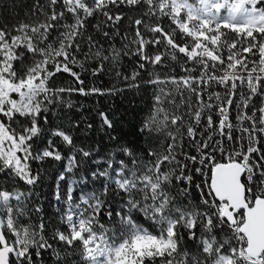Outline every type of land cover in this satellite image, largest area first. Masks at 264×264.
I'll return each mask as SVG.
<instances>
[{
	"label": "snow or ice",
	"instance_id": "6c2138e0",
	"mask_svg": "<svg viewBox=\"0 0 264 264\" xmlns=\"http://www.w3.org/2000/svg\"><path fill=\"white\" fill-rule=\"evenodd\" d=\"M123 57H135L131 74ZM87 60L94 77L111 64L123 86L86 87L74 69ZM143 87L136 140L97 110L113 150L77 145L93 124L63 122L84 107L73 93ZM48 160L66 161L58 181L90 160L100 184L86 190L84 175L62 195L57 183L58 222L32 201L33 164ZM0 179V264H46L45 253L53 264H264V0H32L0 26Z\"/></svg>",
	"mask_w": 264,
	"mask_h": 264
},
{
	"label": "trees",
	"instance_id": "16d2710c",
	"mask_svg": "<svg viewBox=\"0 0 264 264\" xmlns=\"http://www.w3.org/2000/svg\"><path fill=\"white\" fill-rule=\"evenodd\" d=\"M32 3V0H0V26L5 24L11 26L12 24L18 23L20 20L25 19L28 13V9ZM101 19H103L101 17ZM98 21H93L92 23H97ZM129 29L128 21L125 20L122 22L121 31ZM89 34L97 36L98 34L95 30L89 27ZM103 43V40L101 41ZM115 44L117 47L120 46L119 38H116ZM87 51V48L84 49ZM79 59L83 60L84 57L82 54H78ZM135 57H123L119 70L124 74H131L134 68ZM84 69L79 67L74 70L81 73V78L85 81L86 87H91L93 85L102 88H111L114 84L117 86H123L121 80H118L115 76V71L111 64L105 65V72L99 76H93L92 70L97 67V61L87 60L84 62ZM175 67V65H171ZM148 71H151L149 68ZM157 71L167 72L169 69H157ZM176 74H181L179 68H176ZM142 78H147V72H142ZM60 82L67 85H72L78 87L72 82V77L67 74H63L60 78ZM151 93L152 88L143 87L139 92L136 90H129L123 94L116 96H88L83 97L75 93L72 94L70 99L77 105L83 104L84 107L81 111H77L76 108L72 110H65L67 116L63 120L67 124L68 118L71 119H80L81 117L88 118L89 121L93 124L91 130L85 131L86 123H82L80 129L76 130V143L80 146H88L89 148H98L99 155L106 154L112 151V143L109 141L105 131H102L100 128V120L96 115L97 110H103L109 112L111 117L116 122V134L125 139V140H136L134 135H131L134 126H138L139 123L145 118L148 113V110L151 106ZM259 103V101H257ZM66 161L56 162V161H45L43 164H33L35 169L40 171L41 180L38 184L31 189L34 192L32 197L33 203H38L43 206L45 215L53 220L58 222L59 215L55 211V207L58 202L55 200V193L57 189V183L60 185V191L63 195L67 192L68 187L72 184L74 180H79L80 177L84 175L89 176V184L86 190H92L93 188L99 189V182L91 181L90 170L95 169L94 165L90 160L84 161L80 164L78 169H74L71 173H65V180L58 181V177L61 172H64V165ZM197 182L201 179L196 177ZM9 182L0 179V186H6ZM18 187L23 190H28L26 185H18ZM79 191V189L77 190ZM62 207V205H61ZM46 264H53L48 257V254L45 253L44 256Z\"/></svg>",
	"mask_w": 264,
	"mask_h": 264
}]
</instances>
